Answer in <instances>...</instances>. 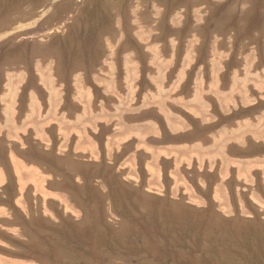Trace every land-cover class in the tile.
<instances>
[{
  "label": "rangeland",
  "instance_id": "rangeland-1",
  "mask_svg": "<svg viewBox=\"0 0 264 264\" xmlns=\"http://www.w3.org/2000/svg\"><path fill=\"white\" fill-rule=\"evenodd\" d=\"M0 127V264H264V0H0Z\"/></svg>",
  "mask_w": 264,
  "mask_h": 264
},
{
  "label": "crops",
  "instance_id": "crops-1",
  "mask_svg": "<svg viewBox=\"0 0 264 264\" xmlns=\"http://www.w3.org/2000/svg\"><path fill=\"white\" fill-rule=\"evenodd\" d=\"M18 70H20V69H18ZM27 75V74H26ZM55 75V74H54ZM27 77H28V75H27ZM7 83V82H6ZM18 87H21L20 85H18ZM33 90H29V92H28V94L26 93V96L24 97V98H22V92H21V94H20V105H19V108H18V111H19V115L18 116H20L21 115V111H23L24 113L23 114H25L27 111H28V105H30V103H29V96H30V94L31 93H35V95H36V89L33 87V85L32 86H30ZM236 89L238 88L237 86H236V84H235V86H234ZM234 88V89H235ZM13 93H15V92H11V94L10 93H5V96H2L3 97V100H4V102H8V100L10 101V102H8L7 104L5 103V109H6V111H4L5 112V119L3 118V124H1V125H5V126H7V124H10L11 123V121H13V119H15L16 118V116H17V107H16V105L18 104L17 102H19V91L17 92V93H15V94H13ZM236 97H237V95H236ZM22 99V100H21ZM40 100H41V98H39ZM44 100H46V98L44 99ZM36 99H34V97H33V101H32V103H33V107H36ZM22 102V103H21ZM39 102V101H38ZM45 104V103H44ZM44 104H43V102H42V105L44 106ZM34 112L35 111H31L29 114H28V116L29 117H32V116H35L34 115ZM0 128H2V127H0ZM1 142H3V141H1ZM7 145H8V142H7ZM223 150H227L226 149V147H224L223 148ZM0 152H2V151H0ZM219 152H221V149L219 150ZM0 161H3V162H5L6 163V166H4V168H6V169H9L7 166H9L8 165V158L5 156V154H1L0 153ZM11 160H12V157H11ZM231 161H233L232 159H230ZM233 165H235L233 168H236V169H242V167L243 166H245L246 167V170H249V169H252V170H259V168L260 169H263V167L261 168L260 167V165H259V162H257V161H255V162H252V161H245V160H235V161H233V163H232ZM1 166V165H0ZM13 166V165H12ZM222 166H224V168H223V171L224 170H227V168H229V165L227 166V165H225L224 163H223V165ZM2 167V166H1ZM3 168V167H2ZM13 168L14 167H12V170H13ZM244 170V169H243ZM238 171V170H237ZM240 178H242L243 177V173H242V175L241 176H239ZM221 179H222V181H226L227 180V174L226 175H224V176H221ZM4 183H5V180L3 179V176L0 174V186L1 185H4Z\"/></svg>",
  "mask_w": 264,
  "mask_h": 264
},
{
  "label": "trees",
  "instance_id": "trees-1",
  "mask_svg": "<svg viewBox=\"0 0 264 264\" xmlns=\"http://www.w3.org/2000/svg\"><path fill=\"white\" fill-rule=\"evenodd\" d=\"M83 57V56H82Z\"/></svg>",
  "mask_w": 264,
  "mask_h": 264
}]
</instances>
